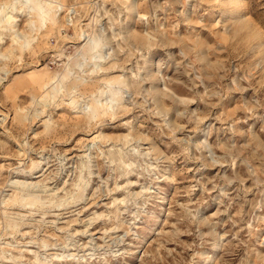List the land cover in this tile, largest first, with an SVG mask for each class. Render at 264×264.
I'll return each mask as SVG.
<instances>
[{
    "label": "rangeland",
    "instance_id": "1",
    "mask_svg": "<svg viewBox=\"0 0 264 264\" xmlns=\"http://www.w3.org/2000/svg\"><path fill=\"white\" fill-rule=\"evenodd\" d=\"M0 264H264V0H0Z\"/></svg>",
    "mask_w": 264,
    "mask_h": 264
},
{
    "label": "bare ground",
    "instance_id": "2",
    "mask_svg": "<svg viewBox=\"0 0 264 264\" xmlns=\"http://www.w3.org/2000/svg\"><path fill=\"white\" fill-rule=\"evenodd\" d=\"M43 6H41V8H42Z\"/></svg>",
    "mask_w": 264,
    "mask_h": 264
}]
</instances>
